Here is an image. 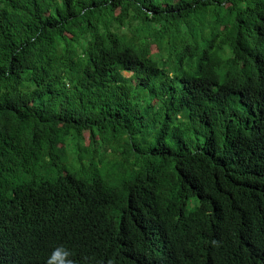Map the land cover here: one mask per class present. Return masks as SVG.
Returning a JSON list of instances; mask_svg holds the SVG:
<instances>
[{"label": "trees", "instance_id": "obj_1", "mask_svg": "<svg viewBox=\"0 0 264 264\" xmlns=\"http://www.w3.org/2000/svg\"><path fill=\"white\" fill-rule=\"evenodd\" d=\"M264 264V0H0V264Z\"/></svg>", "mask_w": 264, "mask_h": 264}, {"label": "clouds", "instance_id": "obj_2", "mask_svg": "<svg viewBox=\"0 0 264 264\" xmlns=\"http://www.w3.org/2000/svg\"><path fill=\"white\" fill-rule=\"evenodd\" d=\"M67 264H71V262L69 261V262H67Z\"/></svg>", "mask_w": 264, "mask_h": 264}]
</instances>
